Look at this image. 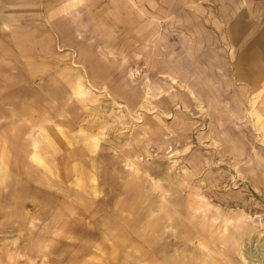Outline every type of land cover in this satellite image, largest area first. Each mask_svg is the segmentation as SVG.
Instances as JSON below:
<instances>
[{"label": "rangeland", "instance_id": "rangeland-1", "mask_svg": "<svg viewBox=\"0 0 264 264\" xmlns=\"http://www.w3.org/2000/svg\"><path fill=\"white\" fill-rule=\"evenodd\" d=\"M128 2L0 0V264H264V0Z\"/></svg>", "mask_w": 264, "mask_h": 264}, {"label": "crops", "instance_id": "crops-1", "mask_svg": "<svg viewBox=\"0 0 264 264\" xmlns=\"http://www.w3.org/2000/svg\"><path fill=\"white\" fill-rule=\"evenodd\" d=\"M131 2H128V3H133L134 0H130ZM135 3V2H134ZM136 6L138 7L139 5L136 3ZM223 9V8H222ZM141 11H144V10H141ZM224 9L221 11V17H224L225 13H224ZM145 12V11H144ZM104 24H106L105 21H103ZM228 23V21L225 22V24ZM108 24V23H107ZM237 25H239V23H237ZM232 27H236V25H232ZM231 27V28H232ZM231 28H228V35H227V38L228 39H231V41H233V38H231V33H232V29ZM240 27H237V29H239ZM240 34V35H239ZM237 33L235 35V29H234V35L235 37H240L243 33ZM223 40H224V36L222 37ZM221 38V39H222ZM257 43L259 45V48L262 47L263 50H264V33H262L258 39H257ZM256 56V55H254ZM245 65H246V70L248 72V75L245 76V78H247L248 81H250L252 83V87L254 90H257L259 87H263L264 88V63L261 65L260 63L257 64L255 67L253 66L252 62H250V58H247L245 59ZM221 70L224 69V67L222 66V63L220 62L219 65ZM221 75V73H219ZM252 114V113H251Z\"/></svg>", "mask_w": 264, "mask_h": 264}, {"label": "bare ground", "instance_id": "bare-ground-1", "mask_svg": "<svg viewBox=\"0 0 264 264\" xmlns=\"http://www.w3.org/2000/svg\"><path fill=\"white\" fill-rule=\"evenodd\" d=\"M206 264V263H205Z\"/></svg>", "mask_w": 264, "mask_h": 264}]
</instances>
